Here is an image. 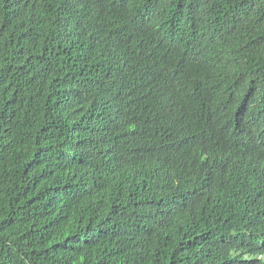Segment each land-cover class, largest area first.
<instances>
[{
	"label": "trees",
	"instance_id": "1",
	"mask_svg": "<svg viewBox=\"0 0 264 264\" xmlns=\"http://www.w3.org/2000/svg\"><path fill=\"white\" fill-rule=\"evenodd\" d=\"M0 264H264V0H0Z\"/></svg>",
	"mask_w": 264,
	"mask_h": 264
}]
</instances>
